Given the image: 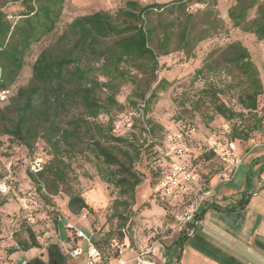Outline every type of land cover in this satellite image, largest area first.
Here are the masks:
<instances>
[{"label":"trees","instance_id":"obj_1","mask_svg":"<svg viewBox=\"0 0 264 264\" xmlns=\"http://www.w3.org/2000/svg\"><path fill=\"white\" fill-rule=\"evenodd\" d=\"M64 1L20 0L22 9L12 21L3 10L5 0H0V87L12 89L8 100L0 104V135L8 136L28 151L34 148L37 140L44 142L49 159L40 161L42 168L36 173L27 167V175L38 191H42L45 183L49 191L56 192L59 184L67 179L68 154L83 152L82 146L86 143L96 159L99 177L117 189L112 216L121 220L120 235H123L136 187L141 183V175L134 168L140 156L139 146L155 147L153 153L159 155L160 139L153 136L152 121L145 116L156 97L155 90L167 84L163 78L156 82L154 72L159 67L158 56L169 54L174 42L186 58L192 57L200 41L226 32L225 21L220 15L218 0H175L171 4L152 2L145 5L137 0H126L124 7L118 8L114 15L101 9L78 15L51 43L40 49L32 62L28 82L13 91L26 54L32 44L53 32ZM196 7L198 9L192 11ZM252 9L255 14L248 18ZM163 14L171 18L163 20ZM152 16L156 17L155 24ZM227 16L234 28L264 41V0H234L227 9ZM133 69L147 72L152 78L149 83L156 82L148 97L140 92L141 78L132 73ZM199 74L207 78L208 86L203 88V93L209 98L212 111L230 125L228 140L247 141L253 132L260 130L264 117L258 110L264 86L244 45L231 41L224 47L212 49L201 67L195 70V75ZM226 77L227 84L223 87L235 90L239 110L220 98L222 87L219 84ZM122 82L134 85L127 97L133 108L126 109L115 119L108 116L107 121L101 123L99 115L108 113V104H116L114 95ZM103 89L108 91V104L100 99L99 92ZM133 95L140 97L142 103L135 101ZM139 104H143L141 115L133 117L132 126L122 134L114 133L115 122L125 113L137 111ZM137 125L143 136L140 144L134 138ZM182 126L178 131L184 136L193 129L190 124ZM204 156L201 153V158ZM186 164L189 168L193 166L191 161ZM11 173L12 163L9 169L5 167L0 179ZM201 180L206 182L204 178ZM67 207L74 212L90 210L79 193L70 195ZM25 231L26 237L18 238L16 247L9 249L11 252L40 246L34 230L29 226ZM76 239L73 233L68 242L73 244ZM113 241L109 233L99 237L94 231L93 243L101 253V264H108L112 258L120 256L119 249L111 257L103 252L106 247L113 246ZM46 252V262L32 258L24 264H75L70 254L62 252L56 243H50Z\"/></svg>","mask_w":264,"mask_h":264},{"label":"rangeland","instance_id":"obj_2","mask_svg":"<svg viewBox=\"0 0 264 264\" xmlns=\"http://www.w3.org/2000/svg\"><path fill=\"white\" fill-rule=\"evenodd\" d=\"M125 1L65 0L53 32L43 37L40 42L32 44L26 54L24 66L13 85V91L16 87L28 82L31 65L37 53L51 43L70 20L78 15L100 9L114 15L118 8L124 7ZM137 1L145 5L152 2L171 4L175 0ZM233 4L234 0H218V8L225 21L226 32L221 31L200 41L193 49L192 57L186 58L182 51L176 49L174 42L170 46L169 54L158 56L159 67L154 72L156 82L163 78L167 84H162L155 90L156 97L152 99L150 109L145 116L152 121L153 136L160 139L157 146L159 155L156 156L153 153L155 147L139 146L140 156L135 161L134 168L141 175V183L136 187L131 214L123 227V235H120L121 220L112 216V203L118 196L117 189L99 177L96 159L86 143L82 146L83 152H76L75 155L68 154L69 166L66 182L59 184L56 192L49 191L45 183H43L42 191H38L27 175V167L30 160L44 162L49 159L44 142L41 139L37 140L34 148L28 151L8 136L0 135V175L5 172L7 163L11 162L13 177L8 192L0 194V264H24L32 258L46 262V247L50 243H56L63 252L67 251L68 246H60L59 242V239L68 241L73 238L72 230H68L65 226L67 221L77 227H90L97 232L99 237L109 233L118 245L123 244L122 248H119L114 242L113 246L106 247L103 252L108 257L113 256L116 249H122V251L132 249L137 252L140 249L152 248L157 242L165 243L172 235H176L175 233L180 227L177 216L187 207L197 191H192L187 197L181 194L173 196L167 194L166 188L157 189V187L168 175V160L163 153L166 149V136L183 128V124H190L193 129L187 136L183 135L187 150L186 157L181 160L185 163L191 161L193 166L190 169L195 168L194 171L200 180L206 179L207 186L212 187L213 183L223 181L224 174L228 172L225 170L226 162L220 155L229 149L227 147L229 141L234 142V153L241 161L247 150L252 147H264V120L260 130L253 132L249 140L227 139L229 123L214 114L209 104V98L203 93V88L208 86L207 78H201V74L195 75V70L201 67L209 51L224 47L228 42L239 41L248 49L264 83V41L231 25L227 9ZM21 9L20 0H5L3 5V10L12 21L15 20ZM196 9L198 8L196 7L192 11ZM254 14L255 9L250 10L248 18ZM167 18L170 19L171 16L164 14L161 16L163 20ZM200 19L201 17L198 20ZM151 20L155 24L156 17L152 16ZM132 73L141 78L140 92L148 97L154 90L156 82L149 83L152 78L147 72L133 69ZM227 80L226 77L219 84L222 87L220 98L233 105L235 110H239V105L234 98L235 90L227 86L223 87L227 84L225 82ZM133 89L134 85L131 83H119V90L114 95L116 104L113 105L107 103V90L103 89L99 92L100 99L108 104V113L100 114L98 121L105 123L108 116L115 119L126 109L133 108L127 101V97L131 95ZM132 97L135 101L142 103L140 97L135 95ZM258 114L264 117V93L260 96ZM134 134V138L140 144V139L143 136L138 125L134 129ZM214 141L220 144L219 151L222 149L220 154L210 148ZM123 145L129 147L127 144ZM201 153H204V158H201ZM252 166L254 165H246V171L250 177L258 178L259 171L250 173ZM72 193H79L89 205L90 210L84 209L80 212L69 210L67 202ZM204 200H208V198L204 197ZM82 213H86L85 219L81 217ZM27 217H33L34 222L28 221ZM29 226L36 233L40 246L30 255H21L19 251L11 252L9 249L16 247V240L26 237L25 229ZM42 247L45 248L44 252L41 251ZM81 263L82 259L80 258L79 264Z\"/></svg>","mask_w":264,"mask_h":264},{"label":"crops","instance_id":"obj_3","mask_svg":"<svg viewBox=\"0 0 264 264\" xmlns=\"http://www.w3.org/2000/svg\"><path fill=\"white\" fill-rule=\"evenodd\" d=\"M250 164L254 165L250 173L259 171L258 178L250 177L246 171ZM212 187L208 200L200 206L196 225H181L165 243L154 244L149 254L152 260L159 264H264V147L247 150L232 178L215 182ZM59 242L60 246L81 248L82 253L72 259L79 264L81 258L84 264L83 240L76 239L73 244L66 239ZM35 249L19 254L30 255ZM134 253L124 249L120 257L128 260ZM108 264H119L118 257Z\"/></svg>","mask_w":264,"mask_h":264},{"label":"built area","instance_id":"obj_4","mask_svg":"<svg viewBox=\"0 0 264 264\" xmlns=\"http://www.w3.org/2000/svg\"><path fill=\"white\" fill-rule=\"evenodd\" d=\"M12 95L11 88H1L0 87V104L5 103L8 98ZM143 104H139L137 107V111H130L125 113L119 120H117L113 127V132L116 134H122L126 130H128L133 123V117L141 115ZM219 143L214 141L210 148L214 152L219 151ZM227 147L229 148L226 152L220 157L224 162H226V168L228 172L224 174L223 181L230 180L234 174V171L241 163V159L234 153L235 144L232 141L228 142ZM187 147L184 142V136L180 131H176L172 134H168L166 136V149L163 152L165 157L168 160V175L166 178L158 185L159 188H166L167 194H171L175 196L176 194H190L192 191L196 190L197 194L193 197V199L189 202L187 207L177 216L179 226L185 224H194L197 223V216L202 204L204 197L209 196L212 193L213 187L206 186L205 183L200 180L198 174L189 168V166L181 160V158L186 157ZM10 162L7 163L6 167L9 169ZM29 170L33 173L41 170L42 165L39 160L30 161L28 163ZM12 181V177L10 174H7L5 177L0 179V193L4 194L8 191V186ZM81 217L83 219L86 218V213H82ZM28 221L31 223L34 222L33 217H28ZM65 226L67 228L72 229L74 236L77 239H81L86 244V257L84 264H101V253L96 248L93 243L94 231L90 228L77 227L72 224L70 221H67ZM115 245L119 248L123 247V244H117L113 241ZM112 242V245H113ZM151 247L146 249H140L135 252L134 255L125 260L118 257L119 264H126L127 262H132L133 264H159L156 261L152 260L149 257L151 253ZM122 249H120V254ZM68 253L71 257H75L82 253V249L75 246L72 249H68Z\"/></svg>","mask_w":264,"mask_h":264},{"label":"water","instance_id":"obj_5","mask_svg":"<svg viewBox=\"0 0 264 264\" xmlns=\"http://www.w3.org/2000/svg\"><path fill=\"white\" fill-rule=\"evenodd\" d=\"M196 225V223H194V225L193 226H195Z\"/></svg>","mask_w":264,"mask_h":264}]
</instances>
